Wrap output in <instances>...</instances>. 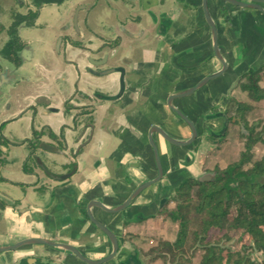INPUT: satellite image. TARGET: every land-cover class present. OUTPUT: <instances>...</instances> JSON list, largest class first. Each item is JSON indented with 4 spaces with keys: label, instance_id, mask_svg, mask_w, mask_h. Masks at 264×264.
I'll return each mask as SVG.
<instances>
[{
    "label": "crops",
    "instance_id": "0c3cea01",
    "mask_svg": "<svg viewBox=\"0 0 264 264\" xmlns=\"http://www.w3.org/2000/svg\"><path fill=\"white\" fill-rule=\"evenodd\" d=\"M128 1L131 5L140 4L146 12L159 10L166 15L171 27L161 39L173 42V51H146L139 69L141 73L127 74L123 97L101 105L96 114L94 108L96 123L94 121L93 136L77 156V171L66 186H63V182L58 183L62 179L53 181L45 172L46 161L61 162L62 156L58 152L45 150L40 144L54 146L48 132L57 134L62 126L70 124L71 118L64 107L67 96L53 85L52 81L60 77L57 69L42 64L37 66L47 82L40 87L34 84L23 94L18 91L15 109L2 112L3 121L11 122L0 140V190L18 201L0 209V246L38 237L73 244L91 260L103 258L109 254L110 244L84 219L81 208L92 200L114 208L139 184L155 175L153 153L148 141L152 126L162 127L179 140L189 137L188 128L166 106V99L170 94L186 90L222 68L214 56L211 29L204 18L202 0ZM208 2L218 30L219 49L228 63V70L194 94L174 101V105L196 123L200 131H204L207 125L203 121L204 116L210 114L216 105L220 108L226 105L228 91H239L243 102H254L246 92L233 86L247 70L264 65V13L242 9L223 0ZM97 13L100 20L107 16L102 0H99ZM135 29L136 26L131 25V31ZM123 31L126 32L125 29ZM43 50L49 54L50 46L47 44ZM154 64L157 65L156 69H151ZM117 79L118 75L114 74L99 81L100 85L104 82L109 84L108 89L116 93ZM138 79V84H135ZM81 90L85 95H92V91L84 86H81ZM50 95L54 97L53 104L37 100L40 96ZM29 106L32 109L29 110ZM82 110L86 111L87 107ZM18 125H25L26 134L21 131L11 133V129L14 126L18 128ZM208 125L213 127L212 121ZM33 129L42 131L43 135L33 139ZM153 137L162 158L163 180L143 192L123 212L112 214L92 208L93 215L119 238H124L126 233L133 234L131 240L122 244L120 257L105 264H122L124 257L134 250L138 253L140 264H147L138 244L145 236L152 235L153 230L163 232V226L160 219L146 220L143 217L155 214L162 200L172 195L182 179L188 176L197 178L208 162L200 140L190 146L176 147L159 134ZM32 158L36 162L42 159V163L35 165ZM14 165H17L18 173L15 178L10 175ZM25 166L28 171L24 170ZM60 171L58 167L53 168L54 174L58 175ZM45 185L57 186L52 203H48V192L43 188ZM80 200L79 208L77 202ZM124 221L128 223L124 225ZM34 252L60 257L66 260V264H84L68 252L47 247L0 253V264H15L18 259ZM159 263L155 261L152 264ZM57 264L65 263L57 261Z\"/></svg>",
    "mask_w": 264,
    "mask_h": 264
},
{
    "label": "flooded vegetation",
    "instance_id": "af4514ba",
    "mask_svg": "<svg viewBox=\"0 0 264 264\" xmlns=\"http://www.w3.org/2000/svg\"><path fill=\"white\" fill-rule=\"evenodd\" d=\"M31 2L32 5L28 8L26 14H13V20H9L7 26H3V28L1 27L2 31L0 35L3 38V43L0 45V140L4 138L2 134L7 125L11 122L10 120L3 121L2 119V112H6L9 110L7 107V102L13 96H17L18 90L20 89V87H22V84H24V92L26 93L27 88H31L34 84L40 87L43 83L47 82L46 78L41 74V72H39V69L37 68L38 65H48L51 67V69H57L60 77L55 78L52 82L59 92L67 96L64 101V107L65 113L69 115L71 121L69 125L62 126L57 134H53L51 131L48 132V135L54 141V146H50L54 147V152L60 153V155L62 156V161H48V165L45 164V172L47 174L46 176L49 175V178L53 181H56L54 179L57 178L62 179V181H59L58 183L63 182V186H66L67 184H69L68 181L77 171V156L83 152L84 148L87 147L93 136L94 121L96 123L94 108L96 114L98 108L101 105L108 102H116L123 97L126 91L127 74L132 73L135 75H139L141 73L139 69L141 67V64H143V57L146 51H152L154 53H158L159 51H173L174 43L164 42L161 39V37H163L170 29L171 24L169 23V20H167V17L163 12H160L159 10L154 12H146L142 8V6H140V4L131 5L128 0H102V3L107 9V16L105 19L103 18L101 20L97 13L99 0H31ZM49 15H53L54 22H50L48 20ZM145 19L148 21H145ZM133 24L136 26L135 31H131V25ZM24 28L31 29L34 32V39L31 41V43L35 44V49L31 47L30 42L24 40L21 37V32ZM123 29H125L126 32H124ZM101 30L105 33V35H101ZM47 44L50 46L49 54H47L43 50V48ZM37 54L38 57H36ZM50 58H52V61L50 60ZM156 66L157 65L154 64L151 69H156ZM114 74L118 75V79L116 82L118 90L116 91V93H114L113 90L108 89V87H110L109 84L104 82V84L100 85L99 81L102 78H107L108 76ZM138 82L139 79L134 83L138 84ZM81 86H84L87 90L92 91V95L83 94ZM233 87L234 89L240 88L238 86V80ZM232 92L233 90L228 91L227 102L223 108V111L214 112L213 114L212 110H214V108H212L211 113L204 116L203 121L205 124H207L204 131H200L198 125L194 123L180 108L174 105V101L181 98H176L173 100L172 105L183 112V114H185V116H187V118L191 120L197 128L198 135L196 140L192 144L199 140V142L203 141V135L206 133L208 136L205 138V141L208 143L212 141L217 145L225 136V131L229 125L236 123L239 124V118L235 116L236 112L234 111L233 116H231L230 112L228 113L227 111L228 103L231 99L229 98V94ZM176 93H172L169 96ZM168 98L166 99V106L173 113H175L168 106ZM37 100L43 103L51 102V104H53L54 97L53 95H50L48 97L40 96ZM82 103H84L85 105L82 106ZM43 106L44 108H47L45 104H43ZM83 107H87V110L83 111ZM28 109H32V106H29ZM46 112L44 113L46 114ZM175 115L188 128L189 137L185 139L188 140L192 136L191 128L180 116H178L176 113ZM214 115L217 116L213 118L214 120L219 119L221 121V126L219 129L213 128L212 126L208 125V122H211V120H213L212 116ZM223 115H225V117ZM159 128L163 129L162 127ZM154 134L159 133H152L153 141L157 145L153 137ZM32 135L33 139H37L40 138L43 133L42 131L37 132L33 129ZM83 136L85 137L83 138ZM211 137L214 140H211ZM149 145L153 153L156 173L147 181L155 179L158 175L154 151L150 144V141ZM157 148L162 164V158L158 145ZM33 160L36 165V159ZM54 167H58L61 170L58 175L54 174ZM29 170L33 171L32 169ZM163 178L159 182L147 187L138 196L154 187V185L160 183ZM141 184H139L134 190H136ZM43 188L44 190H46V192H48V203H52L54 197L56 196L57 186L45 185L43 186ZM134 190L129 194V196L134 192ZM172 196L173 192L170 197L162 200L161 205L159 206V209L155 214L148 217H143V219L157 220L159 219V217H163V214H167V216H169L171 214V210H164H166V208L172 209L171 204L174 203L171 201ZM128 197L123 202H125ZM137 197L132 200V202L126 209H128L132 205ZM95 201L100 202L97 200L89 201L86 204L85 208H81L80 213L94 229H96L102 236H104V238L107 239L111 247L109 252L110 254L113 250L111 241L109 240L108 236L104 234L90 220L87 213V207L89 203ZM77 203V207L80 208L81 200ZM4 208L5 204L4 207L0 206V209L3 210ZM92 208L99 207L92 206L90 208V212L94 219L100 222L93 215ZM126 209H124L123 211H125ZM127 223V221L123 222L124 225H126ZM112 232L118 239V251L115 257L112 259L114 260L120 257V249L124 241H128V239L131 240L130 236H133V234L126 233L125 236H123L124 238H119L114 231ZM39 239L47 240L56 244H69L65 242H59L57 240H48L45 238ZM69 245L74 246L83 256H85L77 246L73 244ZM38 247L59 249L68 252L71 256H74L77 260L83 262L75 254L68 250L45 244L27 245L18 248L15 251L27 250L30 248L35 249ZM108 255L104 256L103 258L107 257ZM85 257L88 258L87 256ZM125 258L127 259L125 260ZM57 261L66 264V260H61L60 257H52L44 253L34 252L30 255H27L26 257L18 259L15 264H57ZM121 262L122 264H125L126 262H129L128 264H140V262L138 261L137 251L134 250L130 254H127ZM83 263L87 264L85 262Z\"/></svg>",
    "mask_w": 264,
    "mask_h": 264
},
{
    "label": "trees",
    "instance_id": "16d2710c",
    "mask_svg": "<svg viewBox=\"0 0 264 264\" xmlns=\"http://www.w3.org/2000/svg\"><path fill=\"white\" fill-rule=\"evenodd\" d=\"M264 65L250 68L238 79V86L254 102L264 100ZM252 109L235 98L228 104V113L235 111L245 119ZM244 150L240 159L209 182H200L192 176L185 177L174 189L171 201L175 207L169 218L178 225L174 240H163L152 250L151 262L163 264H193L195 252L203 251L198 264H264V155L253 161L252 150L264 144V126L245 123ZM25 170H28L26 167ZM0 206L4 204L0 202ZM235 214L232 215V209ZM241 232L242 243L238 249L225 246L230 232ZM211 232L224 233L222 242L212 243ZM258 253L261 259H254Z\"/></svg>",
    "mask_w": 264,
    "mask_h": 264
},
{
    "label": "rangeland",
    "instance_id": "374dc122",
    "mask_svg": "<svg viewBox=\"0 0 264 264\" xmlns=\"http://www.w3.org/2000/svg\"><path fill=\"white\" fill-rule=\"evenodd\" d=\"M75 4V3H74ZM32 5L31 0H0V34H1V27L7 26L9 23V20H13L12 15L15 13L19 14H26L28 11V8ZM48 20L50 22H54L53 15H49ZM101 35H105V33L101 30ZM21 37L30 42L34 39V32L31 29L24 28L22 29L21 32ZM3 43V38L0 35V45ZM31 47L35 49V44L31 43ZM38 57V54L37 56ZM262 86H264V82H262ZM24 84H22V87L18 90L21 94L25 93L24 92ZM240 89V88H239ZM241 90V89H240ZM15 95V93H14ZM244 98L245 95H243ZM229 98H235L236 100H239L243 102L241 93L239 91L235 93H230ZM246 103V102H244ZM229 104V103H228ZM250 104L252 106V109L246 114L245 119H243L239 113L236 112L235 116L239 118V124H231L227 127L225 136L223 139L216 145L214 142H206L205 138L208 136L206 133L203 135V141L200 142L202 143L203 148H204V153L205 155L208 156L206 159L208 162H206V168L204 167L202 170L201 175L198 177L202 176L203 174L206 173H217L218 170H224L227 168L228 165L231 163H234L240 159V155L242 151L244 150V135L247 134L246 126L245 123L246 121L250 125H258V129L260 130L264 126V102H250L246 103ZM7 107L9 111H13L16 107V96H13L8 102H7ZM223 108H220L219 105H216L214 110H212L213 114L214 112H219L223 111ZM234 111L230 112V115L233 116ZM213 119V118H212ZM213 128L219 129L221 126V121L218 119L216 120H211ZM14 126L11 129V133H16L17 131H21L22 134H26V129L25 125H18ZM213 138L211 137V140ZM214 140V139H213ZM253 161H257L261 159V157L264 155V144L258 143L254 146L253 150ZM211 158V159H210ZM37 164L42 163V159H39ZM46 165H48V162H45ZM14 169L12 170V173L10 174L12 177H17V165H14ZM197 177V178H198ZM261 183H264V179L259 180ZM172 209L175 207V203L171 204ZM170 208V207H169ZM166 208L164 211L172 210ZM232 215L235 214V209L233 208L231 211ZM160 220H162V228L163 232H159L156 230L152 231V235L145 236L144 239L139 242V246H141L142 250V255L145 257V261H147L148 264H152L155 261L151 262V259L155 257V254L152 253V250L154 248H157L159 243L162 242L163 240H174L177 230H178V225L174 222L171 221L169 216L167 214H163V217H159ZM160 224V225H161ZM224 233L220 234L217 232H211L210 234V239L212 243H218L222 239L221 237L223 236ZM229 240L225 241L224 244L225 246H229L233 249H238L242 243H249V239L245 238L243 239V242H241L240 236L241 232H230L229 233ZM203 251L201 249H198L195 252V256L193 258V264H198L201 258ZM254 259H261V255L258 253L253 254ZM159 261V264H163L162 260H156Z\"/></svg>",
    "mask_w": 264,
    "mask_h": 264
},
{
    "label": "water",
    "instance_id": "95a60500",
    "mask_svg": "<svg viewBox=\"0 0 264 264\" xmlns=\"http://www.w3.org/2000/svg\"><path fill=\"white\" fill-rule=\"evenodd\" d=\"M225 2H227L228 4H231L233 6L242 8V9H251V10H258L264 13V0H247V1H242V0H224ZM202 10H203V14H204V18L206 23L208 24V26L211 29V35H212V42H213V52H214V56L216 57V59L220 62L222 68L221 70H219L216 73L210 74L206 77H204L200 82H198L195 86L184 90L182 92H178L176 94H173L171 96H169L167 103L168 106L178 115L180 116L191 128L192 131V136L191 138H189L188 140H177L175 138H172L171 136H169L163 129L157 127V126H153L150 131H149V141L150 144L153 148L154 151V157H155V162H156V166H157V171H158V175L155 179L147 181L143 184H141L136 190H134V192L128 197V199L123 202L122 204H120L119 206H116L114 208H108L106 207L104 204H102L101 202H90L88 207H87V213L88 216L90 218V220L104 233L108 236L109 240L111 241V244L113 246V250L112 252L105 258L100 259V260H90L88 258H86L85 256H83L74 246L69 245V244H56L47 240H43V239H39V238H28L25 240H22L14 245H10V246H0V253L2 252H9V251H15L18 248H21L23 246H27V245H34V244H45V245H49V246H54V247H60L63 248L65 250H68L70 252H72L73 254H75L80 260H82L83 262L87 263V264H104L110 260H112L117 251H118V239L116 237V235L109 230L106 226H104L103 224H101L100 222H98L96 219H94V217L92 216L91 212H90V208L92 206H96L101 208L102 210L108 212V213H118L123 211L124 209H126L130 203L132 202V200L137 197L143 190H145L147 187L151 186L154 183L159 182L162 178H163V168H162V164H161V160H160V156H159V152H158V148L157 145L155 144V142L153 141L152 138V133L157 132L159 133L166 141H168L169 143L175 145V146H179V147H185L188 146L190 144H192L198 135L197 132V128L195 126V124L189 120L187 118V116H185V114H183V112H181L179 109L175 108L172 105V102L174 99L176 98H182V97H186L188 95L193 94L194 92H196L197 90L201 89L203 86H205L208 82L221 77L227 70H228V63L226 62V60L224 59V57L222 56L220 49H219V45H218V30H217V26L215 24V22L213 21L210 11H209V2L208 0H202ZM219 115V114H218ZM225 117V115H223ZM217 117L216 115L212 116V118ZM226 129V126H225ZM40 146L42 148H44L45 150L48 151H53L54 147L45 144V143H41ZM216 176V173H206L201 177H198V181L200 182H209L211 181L214 177ZM1 193V197H0V201H2L5 205L7 206H12L14 204V202L18 201L17 198H14L13 196H11L10 194L4 192L3 190H0Z\"/></svg>",
    "mask_w": 264,
    "mask_h": 264
}]
</instances>
